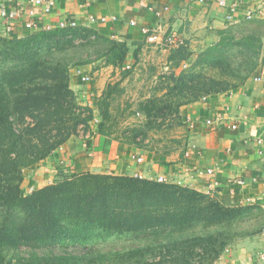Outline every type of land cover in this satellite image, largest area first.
Here are the masks:
<instances>
[{
  "label": "trees",
  "instance_id": "1",
  "mask_svg": "<svg viewBox=\"0 0 264 264\" xmlns=\"http://www.w3.org/2000/svg\"><path fill=\"white\" fill-rule=\"evenodd\" d=\"M263 39L264 19H258L222 30L191 61L183 53L186 41L172 48L175 65L189 62L171 71L170 89L142 108L180 123L181 106L251 76ZM128 50L83 25L0 34V264H213L243 223L264 228L262 204L227 205L191 187L129 174L60 172L51 183L23 191L25 169L89 127L92 110L77 101L70 68L92 56L127 67ZM104 126L98 122L90 135L109 136ZM135 130L125 129L131 132L122 141L139 148L144 137Z\"/></svg>",
  "mask_w": 264,
  "mask_h": 264
},
{
  "label": "crops",
  "instance_id": "2",
  "mask_svg": "<svg viewBox=\"0 0 264 264\" xmlns=\"http://www.w3.org/2000/svg\"><path fill=\"white\" fill-rule=\"evenodd\" d=\"M224 1L225 5L218 0H55L51 10L45 12L32 0H0V10L16 13L10 33L5 30L6 18L0 14V34L22 37L34 30L75 22L123 41L132 50L139 45L154 46L140 31L142 24L161 25L183 38L188 46L202 48L216 42L222 30L264 19V0ZM31 10L33 15L29 14ZM248 12L253 14L250 20L245 17ZM90 16L105 17L106 21L92 22ZM131 20L136 25H131ZM27 21H32L35 28L25 27ZM78 69L84 71L80 67L70 70L73 91L77 88ZM179 113L187 141L181 154L171 159L107 135L79 134L42 160L27 186L42 187L60 172L129 174L146 179L163 176L168 183L194 188L227 205L263 204L264 39L258 65L244 83L185 104ZM231 124L236 128L232 129ZM208 169L212 173H207ZM197 170L203 173L198 175ZM213 264H264V240L232 245Z\"/></svg>",
  "mask_w": 264,
  "mask_h": 264
},
{
  "label": "rangeland",
  "instance_id": "3",
  "mask_svg": "<svg viewBox=\"0 0 264 264\" xmlns=\"http://www.w3.org/2000/svg\"><path fill=\"white\" fill-rule=\"evenodd\" d=\"M202 48L187 44L183 53L189 55L191 58L189 61H191ZM175 51L176 49L172 47L139 45L128 50L126 62L129 63L130 68L125 65L113 66L107 64L105 58L95 60L94 56L91 57L90 62L72 66L70 70L80 67L90 76L88 83H83L78 77L76 78L77 88L74 92L77 101L81 105L90 106L92 110V118L88 122L89 127H80L77 135L89 136L90 132L95 130L96 124L104 121L105 130L117 141L124 143L122 140L128 136L126 134L131 132L125 129L135 127L137 128L135 133H139L137 138L144 137L139 144V149L162 159H171L181 154L187 141V131L183 120L180 119L179 123L175 120L171 121L167 116L162 120V117L153 116L155 111H151L149 113L151 115L148 116L142 108L144 105L150 108L155 98L162 96L170 89L172 86L169 81L171 71L179 73L189 62L182 60L179 65H175L177 59L173 57ZM106 102L110 103L109 113L103 117L101 112ZM37 169L38 167L24 170L25 176L21 187L25 193L33 190L27 185ZM239 228L240 233L228 247L243 242L264 240V228L260 229L258 225L256 227L253 221L245 222ZM121 243V240L113 242L116 245Z\"/></svg>",
  "mask_w": 264,
  "mask_h": 264
},
{
  "label": "built area",
  "instance_id": "4",
  "mask_svg": "<svg viewBox=\"0 0 264 264\" xmlns=\"http://www.w3.org/2000/svg\"><path fill=\"white\" fill-rule=\"evenodd\" d=\"M34 4L40 5L43 9V11L48 12L51 10L53 5L55 4V0H32ZM218 3L220 5H225L224 0H218ZM0 14L6 18L5 21V30L7 33H10L12 30V20L15 18L16 13L15 12H6L4 10H0ZM29 14L33 15V11H29ZM253 14L252 12H248L245 17L247 20H250L252 18ZM229 19L231 18L230 15L227 16ZM89 20L92 22H104L106 21L105 17H95V16H90ZM131 25H136V22L134 20L130 21ZM25 27L29 29H34L35 24L32 21H27L24 23ZM70 26H75L77 25L75 22H70L68 23ZM58 26H66L65 23H60ZM140 31L144 34L145 39L147 42L162 47V48H176L179 46H182L185 44V40L178 35H176L174 32H167L164 30L161 25H156V26H150V25H145L142 24L140 26ZM127 67H129L127 65ZM76 76L78 79L83 82V83H88L90 80V76L88 73H85L84 71H81L80 69L77 70ZM218 119H222L221 116H217ZM207 123H210L209 120H207ZM230 127L232 129L236 128V124H231ZM207 173H212V170L208 169L206 171ZM196 173L198 175L203 173V170H197ZM139 176V175H138ZM157 181L159 182H167V180L163 176H158L156 178ZM237 183H243L242 180H236Z\"/></svg>",
  "mask_w": 264,
  "mask_h": 264
}]
</instances>
